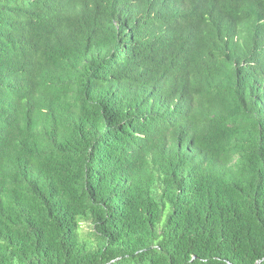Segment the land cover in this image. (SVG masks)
Instances as JSON below:
<instances>
[{
    "label": "trees",
    "instance_id": "16d2710c",
    "mask_svg": "<svg viewBox=\"0 0 264 264\" xmlns=\"http://www.w3.org/2000/svg\"><path fill=\"white\" fill-rule=\"evenodd\" d=\"M0 264H264V0H0Z\"/></svg>",
    "mask_w": 264,
    "mask_h": 264
},
{
    "label": "rangeland",
    "instance_id": "374dc122",
    "mask_svg": "<svg viewBox=\"0 0 264 264\" xmlns=\"http://www.w3.org/2000/svg\"><path fill=\"white\" fill-rule=\"evenodd\" d=\"M89 228H90V227L88 226V224L84 223V224H83V229H82V230H83V232L87 233V231L90 230Z\"/></svg>",
    "mask_w": 264,
    "mask_h": 264
}]
</instances>
